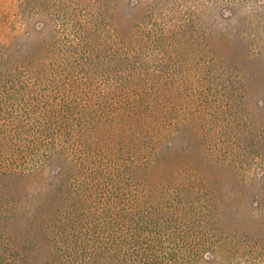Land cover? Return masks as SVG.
<instances>
[{
	"label": "trees",
	"instance_id": "1",
	"mask_svg": "<svg viewBox=\"0 0 264 264\" xmlns=\"http://www.w3.org/2000/svg\"><path fill=\"white\" fill-rule=\"evenodd\" d=\"M14 1L17 30L0 36V264L233 254L253 202L224 206L170 156L206 119L215 133L197 157L242 186L264 181V99L251 103L248 71L264 81V0Z\"/></svg>",
	"mask_w": 264,
	"mask_h": 264
},
{
	"label": "rangeland",
	"instance_id": "2",
	"mask_svg": "<svg viewBox=\"0 0 264 264\" xmlns=\"http://www.w3.org/2000/svg\"><path fill=\"white\" fill-rule=\"evenodd\" d=\"M16 1L14 0H0V36L4 39H9L15 34L17 30L16 22ZM214 48L218 54L224 56L236 57L238 52L234 48L223 50L219 43H214ZM250 73V81L252 90L250 91L251 103L259 102L264 99V81L262 80V73L259 71L257 65L248 67ZM260 81V82H259ZM201 119V118H200ZM201 125V126H200ZM215 125V124H212ZM200 126V127H199ZM187 134L189 150L185 153L174 152L173 156H170V167L173 169L179 168L182 170H191L199 172L202 177L209 179L211 186L214 190L222 195L224 206L231 205L241 207L244 205H250L253 202V218L252 221H247L245 218L236 221V227L232 231V235L238 238L239 243L236 245L237 250L233 249L236 253L228 255H218L217 263L219 264H264V181L257 179L250 182H246L247 186L237 184L233 182L229 174H226L224 170L217 169V172L213 171L209 166H206V162L203 163L197 153L196 140L203 139L208 142L210 137L215 133L212 126L208 125V122L198 119L197 123H193L189 126ZM195 129V130H194ZM199 136L196 138L195 133ZM191 142V144H190ZM192 145V146H191ZM169 167V168H170ZM261 165L257 163L254 171L260 174ZM243 185H245L243 183ZM234 188L237 191L235 198H227L226 193L228 190ZM242 192V193H241ZM232 221H234L232 219ZM231 252V251H230Z\"/></svg>",
	"mask_w": 264,
	"mask_h": 264
}]
</instances>
